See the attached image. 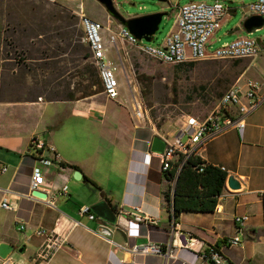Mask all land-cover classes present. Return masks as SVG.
Returning <instances> with one entry per match:
<instances>
[{
  "label": "crops",
  "instance_id": "crops-1",
  "mask_svg": "<svg viewBox=\"0 0 264 264\" xmlns=\"http://www.w3.org/2000/svg\"><path fill=\"white\" fill-rule=\"evenodd\" d=\"M52 1L62 4L79 17L82 14L89 17L81 2L74 7L72 6L74 0ZM234 11V8L228 7L225 16ZM107 14L106 12L105 17L92 19L102 23L101 36L106 44L108 59L110 58V63L118 68L119 94L117 98L110 99L101 91L69 102H72L85 118L90 116L102 118L107 107L115 104L127 110L129 123L125 128L126 134L116 141L118 145L116 148L125 158L117 189L118 200L108 198L103 188L94 186L95 189H99L96 190L99 194L94 198L89 193L90 201L81 204L90 206L107 199L110 206L119 213L117 222L111 225L102 219H90L87 215L72 212L73 207L69 203L71 194L69 191L62 194L61 186L72 184L71 174L75 170L80 171V179L88 185L92 183L91 178L81 167L73 168L69 172L70 160L58 151L56 143L47 140H44L45 143L53 146L61 158L59 168L52 169L46 175L51 185L50 194H54L53 204L31 197L29 183L36 152L31 141L36 137L37 129H23L24 133L20 137L4 136L1 133L3 130L0 129V169L6 168L4 171L0 170V242L5 241L14 246L24 243L22 244L25 246L24 252L16 259L18 264H37L34 256L44 238L43 235L37 234L38 229H44L46 233L65 234L67 237V243L56 251L46 264H209L188 248L175 245L177 240H174L173 230L179 228L202 240L201 251L207 246H218L223 256L221 264H264V100L257 109L246 116L244 128L226 127L199 145L195 151L207 163L220 167L227 174L236 175L242 181L243 188L229 190L224 187L217 196L212 211L197 212L184 209L176 218H171L162 193L166 181L160 170V156L149 151L154 132L138 125V93L134 84L136 72L131 70L130 57L126 52L123 59L118 61L110 57L112 48L118 47L116 43H108L109 36L116 34L123 25L118 22L117 25H113ZM240 23L243 30V22ZM118 38L123 50L125 47L134 46ZM126 82L129 85L133 83L132 87H129L132 92L131 98L126 96L125 91L123 92ZM132 89L135 91L134 94ZM42 101H0V106L10 107L11 103L30 106L38 105L37 103ZM28 116L30 119V113ZM22 119L26 120L23 116ZM7 120L5 112H0L1 127H4L6 122L12 124L21 122V118ZM13 131L9 133L15 134ZM88 189L92 194L96 192L91 187ZM3 200H7L12 208L2 207ZM134 213L140 214L144 220L127 227V219H132ZM236 215L249 217L240 228L234 223ZM73 221H78L79 224L73 226ZM21 223L24 224V228L18 230ZM101 227H108L111 234L106 235L97 231ZM235 235L240 237L239 244L224 243V239ZM139 237L161 243L164 249L170 246L173 255L164 257L163 252L148 254L130 252L129 247L135 244ZM25 244L32 249L28 256L25 255L27 251Z\"/></svg>",
  "mask_w": 264,
  "mask_h": 264
},
{
  "label": "rangeland",
  "instance_id": "rangeland-1",
  "mask_svg": "<svg viewBox=\"0 0 264 264\" xmlns=\"http://www.w3.org/2000/svg\"><path fill=\"white\" fill-rule=\"evenodd\" d=\"M51 1L0 0V101L43 100L38 105L11 103L10 107L0 106V112H5V120L21 118L20 123L6 122L4 127L0 125V129L4 136L20 137L24 133L23 129L35 128L36 138L56 143L58 151L71 161H68L69 172L76 166L89 173L93 182L90 185L84 183L83 179H75L74 172L71 174L72 184H67L72 212L78 215L79 205L89 202L90 195L95 198L99 194L96 191L99 189L94 186L103 188L108 198L118 200L117 189L125 158L116 148V141L126 134L129 116L123 106L115 104L107 107L102 118H85L70 100H47L52 97V92H62L64 88L75 91L74 79L67 75L68 72L59 74V67L65 65L60 59L66 58L67 65L70 66V49L61 58L53 60L56 62L49 67L38 58V51L43 48L40 40L46 39L48 34L51 41L57 40L56 17L52 16V21L44 22L46 14H50L48 12H57ZM202 1L204 0H113V3L119 13L128 18L163 13L159 27L152 37L141 39L142 45L149 47L162 45L165 38L176 29L177 4L181 6ZM220 1L235 11L228 13L220 21V26L209 38L207 47L210 51L240 36L258 38L264 34V25L252 32H246L240 27V22L251 14L245 5L253 0ZM79 2L90 18L106 16L105 8L97 0H74L72 6L77 7ZM109 17L113 25L118 24L116 19ZM230 30L232 32H228ZM40 32L46 33V36H37ZM32 36L36 37L31 39ZM120 43L118 38V48H112L110 57L118 61L123 59L125 52L130 57L131 70L136 72L134 84L138 93V105L141 107L138 125L150 129L167 141L173 140L188 115L203 118L217 105L221 95L235 83L244 90L248 78L256 80L260 85V95H264V52L246 58L206 59L171 65L152 57L140 45L125 47L123 50ZM29 56L37 59L30 60ZM132 85L126 82L123 90L129 98L132 97L129 90ZM132 91L134 94L135 91ZM11 131L15 134H10ZM186 137H182L183 141ZM90 187L96 191L94 194L88 189ZM22 244L24 243L20 245ZM20 245H15L8 256L11 264H18L16 259L20 252L17 247ZM25 245V255L28 256L32 249L28 244Z\"/></svg>",
  "mask_w": 264,
  "mask_h": 264
},
{
  "label": "built area",
  "instance_id": "built-area-1",
  "mask_svg": "<svg viewBox=\"0 0 264 264\" xmlns=\"http://www.w3.org/2000/svg\"><path fill=\"white\" fill-rule=\"evenodd\" d=\"M162 1L171 2L173 0ZM177 6L176 29L165 38L162 45L145 47L142 45L141 39L131 34L124 26L116 34L109 36L108 43L115 44L117 37H120L132 45H140L152 57L171 65L206 59L246 58L264 52V35L258 38L240 36L222 43L211 51L208 49L209 38L220 26V21L228 12V6L222 1L190 2L181 6L177 4ZM245 7L251 14H264V0H253ZM80 22L83 29V40L88 46L91 60L96 66L101 80L102 92L107 98L115 99L119 94L118 68L108 59L106 44L101 36L102 23L83 14L80 16ZM259 89L258 81L248 78L245 81L244 90L237 83L230 86L221 95L217 105L203 118L188 115L172 141L169 142L163 138L166 141L165 149L161 154H157L161 161L160 170H171L174 160L178 158L179 154H183L185 159L191 152H195L199 145L214 137L224 128L229 126L237 129L244 128L246 116L264 100ZM139 115H141V107L138 105V117ZM183 136H187L184 141ZM31 144L36 152L31 168L30 190L46 192L47 198L44 201L53 204L54 194H50L51 185L46 179V175L52 169L59 168L61 158L54 147L46 144L43 140L34 137ZM5 169L2 167L0 170L4 171ZM60 192L68 193L66 184L61 186ZM29 195L34 197L30 192ZM1 206L7 209L12 208L7 200H3ZM78 213L87 215L90 219L98 218L87 205H81ZM248 218V215H236L234 223L240 228ZM143 220L140 214L134 213L132 219H127V227ZM78 224V221L72 223L73 226ZM23 228V223L18 225V230ZM36 232L43 235L44 238L34 259L37 264H46L54 253L67 243V237L65 234L46 233L44 229H38ZM173 236L174 240H177L175 244L177 247L188 248L204 261H208L209 264H221L223 256L218 246H207L205 250L201 251L202 240L179 228L173 230ZM223 241L225 244L237 245L240 243V237L235 235ZM129 250L134 254L163 252L164 257L173 255L170 246L164 249L161 243L152 241L135 243L129 247ZM0 264H11V261L8 257L0 258Z\"/></svg>",
  "mask_w": 264,
  "mask_h": 264
},
{
  "label": "trees",
  "instance_id": "trees-1",
  "mask_svg": "<svg viewBox=\"0 0 264 264\" xmlns=\"http://www.w3.org/2000/svg\"><path fill=\"white\" fill-rule=\"evenodd\" d=\"M51 2L57 12H48L50 14H46L44 22L52 21V16L56 17L57 40L51 41L49 34L46 39L40 40L43 48L38 51V58L49 67L56 62L53 60L61 58L70 49L71 59L68 61L70 66L68 67L66 58L60 59L59 61L65 62V65L59 67L60 69L57 68V71L59 69V74L68 72L67 75L74 79L75 91L64 88L62 92H52V97L47 100H77L101 92V80L91 60L88 46L83 40L80 20L70 9L56 1ZM37 36H46V33L40 32ZM34 37L36 36H32L31 39ZM28 59L37 58L29 56ZM183 157V154H179L171 170L161 171L166 181L162 193L171 218H176L177 214L184 209L197 212L212 211L216 205L217 196L225 187L226 171L207 163L195 152H191L185 159ZM74 168L77 169L76 166ZM104 200L110 205L107 199Z\"/></svg>",
  "mask_w": 264,
  "mask_h": 264
},
{
  "label": "water",
  "instance_id": "water-1",
  "mask_svg": "<svg viewBox=\"0 0 264 264\" xmlns=\"http://www.w3.org/2000/svg\"><path fill=\"white\" fill-rule=\"evenodd\" d=\"M103 5L109 16L113 17L118 21L119 24L123 25L128 29V31L133 34L138 39H150L155 31L159 27V23L162 19L163 13H149L141 16L124 18L123 15L115 8L113 0H97ZM264 25V14H251L247 16L242 27L246 32H252ZM166 146V141L159 135L154 134L150 141L149 151L151 153L161 154ZM75 179H80V171L75 170L73 173ZM225 187L229 190H240L243 188L242 181L233 173H229L226 176ZM30 194L40 200H45L47 198L46 192H41L38 190H31ZM90 211L93 212L98 218L104 220L105 222L115 225L117 218L119 216L118 211L114 210L106 200H100L89 206ZM100 233L110 235L111 231L108 227H101L98 229ZM147 238L139 237L136 243H145ZM15 249V246L11 243L1 241L0 242V258H7L11 252ZM25 249L24 245L17 247V251L23 253Z\"/></svg>",
  "mask_w": 264,
  "mask_h": 264
},
{
  "label": "flooded vegetation",
  "instance_id": "flooded-vegetation-1",
  "mask_svg": "<svg viewBox=\"0 0 264 264\" xmlns=\"http://www.w3.org/2000/svg\"><path fill=\"white\" fill-rule=\"evenodd\" d=\"M113 208V207H112ZM114 209V208H113ZM114 210H116V212H117V209H114Z\"/></svg>",
  "mask_w": 264,
  "mask_h": 264
},
{
  "label": "bare ground",
  "instance_id": "bare-ground-1",
  "mask_svg": "<svg viewBox=\"0 0 264 264\" xmlns=\"http://www.w3.org/2000/svg\"><path fill=\"white\" fill-rule=\"evenodd\" d=\"M139 111H140V109H139ZM139 116H141V115H139Z\"/></svg>",
  "mask_w": 264,
  "mask_h": 264
}]
</instances>
